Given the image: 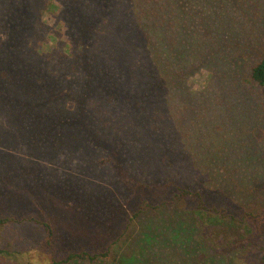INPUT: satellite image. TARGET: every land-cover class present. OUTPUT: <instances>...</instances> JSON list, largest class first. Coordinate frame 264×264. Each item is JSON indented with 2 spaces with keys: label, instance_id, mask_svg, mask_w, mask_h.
<instances>
[{
  "label": "rangeland",
  "instance_id": "1",
  "mask_svg": "<svg viewBox=\"0 0 264 264\" xmlns=\"http://www.w3.org/2000/svg\"><path fill=\"white\" fill-rule=\"evenodd\" d=\"M111 1L115 0H0V218L11 219L0 225V250L12 253L10 259L5 258V264H51L70 253L93 254L109 246L125 251L122 264H257L256 243L240 255L235 250L228 257L218 252L220 247H206L207 227L177 224L178 209L192 208L188 200L179 203L175 211L165 207L154 211L149 207L124 232L126 219L137 207L147 201L154 205L159 197L132 196L114 169L100 164L106 158L103 149L81 139L79 128L59 114L60 102L50 101L48 108L39 106L42 100L49 99L40 62V53L46 48L40 41L44 28L55 25L64 31L67 26L81 33L84 24L100 16ZM255 1L260 15L242 9L245 15L237 18L242 26L235 29L229 41V45L253 47L235 52L242 53L239 59L242 58L231 69L235 76L230 96L217 91L222 86L216 80L208 94L210 72L201 68L191 75L187 85L192 94H205L190 100L181 113L184 123L191 122L190 130L197 133L195 136H201L204 130L211 135L214 142L208 152L213 148L226 150L233 166L244 165L249 175L264 181V87L242 81L254 57L264 56V6L261 0ZM247 3L240 0L242 6ZM225 49L231 52L232 47ZM221 72L219 68L218 74ZM181 145L176 156L182 155L189 165L204 161L187 143ZM123 151L133 169L130 176L153 183L168 181V161L165 167L157 160L142 164L131 156L134 151L126 146ZM75 160L77 169L71 166ZM198 181L194 177L188 182ZM258 196H251L245 204L257 213L242 221L249 237L248 224L253 233L264 235V196L263 202ZM235 201L244 205L239 198ZM222 218L212 213L214 223H222ZM69 264L114 263L99 258L94 263L73 260Z\"/></svg>",
  "mask_w": 264,
  "mask_h": 264
},
{
  "label": "trees",
  "instance_id": "2",
  "mask_svg": "<svg viewBox=\"0 0 264 264\" xmlns=\"http://www.w3.org/2000/svg\"><path fill=\"white\" fill-rule=\"evenodd\" d=\"M247 1L242 6L240 0H119L120 3L115 0L107 3L100 16L86 22L81 33L73 32L72 27L66 26L63 31L55 25L46 26L40 40L46 45L40 53V62L49 99L42 100L39 106L48 108L50 101L60 102L59 114L68 124L79 128L81 139L103 149L106 158L100 164L110 165L132 196L159 197L154 205L148 201L141 203L126 219L124 232L148 212L147 208L175 211L179 203L188 200L192 208L178 209L177 224L207 227L206 247H220L218 252L228 257L236 251L240 255L256 243V263L264 264V235L253 233L249 224L246 227L251 230V237L245 235L242 223L257 216L245 204L257 195L263 202V179L249 175L244 165L233 166L226 150L213 148L208 152L214 142L211 135L204 130L201 136H195L197 133L190 130L191 122L184 123L181 113L190 100L205 94H192L187 85L191 75L201 68L210 72L208 94L212 81L216 80L222 86L217 91L230 96L235 76L231 69L242 58L239 59L242 53L235 52L253 48L237 43L229 45L235 29L242 26L237 18L245 15L242 9L252 10L255 16L261 12L255 0ZM230 46L231 52L225 49ZM257 57L249 64L247 73L243 72L246 76L242 74V81L263 88L264 56ZM28 69L31 70L30 65ZM189 109L192 110L191 106ZM183 142L205 162L194 165L192 162L197 158L194 156L189 165L182 155L176 156ZM123 146L134 151L131 156L142 164L157 160L165 167L168 161L171 164L166 171L168 181L153 183L130 176L133 169L127 163ZM77 162H71L74 169ZM194 177H198V183H189ZM249 177L251 181H247ZM208 183L210 186L206 187L204 184ZM236 198L244 205L236 202ZM213 212L221 214L222 223L211 220ZM10 220L0 218V225ZM47 231L52 234L50 227ZM253 239L257 240L252 243ZM111 247L93 254L70 253L51 264H69L73 260L94 263L99 258L122 264L125 251ZM11 254L0 250V264H5V258L10 259Z\"/></svg>",
  "mask_w": 264,
  "mask_h": 264
}]
</instances>
